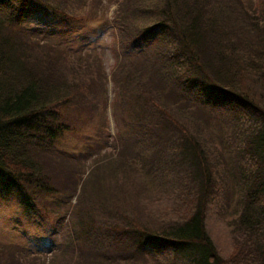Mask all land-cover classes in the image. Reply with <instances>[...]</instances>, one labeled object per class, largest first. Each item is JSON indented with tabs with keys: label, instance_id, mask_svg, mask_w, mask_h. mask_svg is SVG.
<instances>
[{
	"label": "trees",
	"instance_id": "16d2710c",
	"mask_svg": "<svg viewBox=\"0 0 264 264\" xmlns=\"http://www.w3.org/2000/svg\"><path fill=\"white\" fill-rule=\"evenodd\" d=\"M85 1L0 0V201L36 211L57 187L75 202L65 242L0 244V264H264V0H121L110 79L124 130L71 159L54 148L72 131L60 110L92 103L105 71L20 26L85 25ZM209 106L233 115L226 143L196 127Z\"/></svg>",
	"mask_w": 264,
	"mask_h": 264
},
{
	"label": "rangeland",
	"instance_id": "374dc122",
	"mask_svg": "<svg viewBox=\"0 0 264 264\" xmlns=\"http://www.w3.org/2000/svg\"><path fill=\"white\" fill-rule=\"evenodd\" d=\"M92 1H95L94 5L98 7L96 16L88 10L89 6L93 4ZM120 1L86 0L83 11L86 12V16L92 18L90 19L92 21L85 25L79 23L63 25L51 14L40 13L31 16L26 23L20 26V29L24 30L26 28L47 30L51 34V40H49L51 43L55 45L59 43L61 46L78 49L85 53L81 58L89 57L88 71L92 77H101L102 80L101 71L102 69L105 71L106 81L103 87L92 84L94 87L92 103L75 108L70 107V105L63 111L60 110L65 120L71 123L72 128L70 129L72 131L56 140L54 148L68 154L74 153L72 155L75 156L71 159H79V153L85 155L91 147L101 142L102 139L110 141L124 130V127L115 123L116 119L122 120L119 117L124 114V110L120 106L114 107L116 103L125 104L124 92L120 93L118 89V93L115 92L110 79L116 66L118 54L124 53L119 48L120 39L112 25V16ZM247 1L256 9L261 2V0ZM148 50L150 49H146V51ZM96 63H99L101 67H98ZM90 65L93 68L97 66V68L93 69ZM80 91L84 93L81 89ZM171 103L169 102V105ZM170 109L171 107L167 106V110ZM193 111L196 112L199 123V126L196 124V127L206 132V136L222 140L224 143L228 142V139L230 140L232 131L229 132V124L233 120L232 114L224 113L214 106L197 107ZM180 128H187L189 132L193 131V127L188 123L181 125ZM218 140L215 142L217 145ZM110 150L112 149L109 148L101 153L107 155L110 154ZM44 154L46 155L40 156L41 160H44V157L49 158V156L53 158L52 154ZM140 162L138 161V164ZM109 177L110 174L104 175V179ZM56 189L57 187H54L52 193L43 196L45 204L40 201L42 196L34 200V203H38L36 211H26L20 199L15 195L10 196L8 202L0 201V244H13L31 251L42 249L47 251V248L52 244L59 245L65 242L67 228H64L70 223L73 215L74 196L67 199L66 193ZM113 193L116 194L115 191ZM135 220L137 221V217ZM136 221H134L135 224H139V226L145 225Z\"/></svg>",
	"mask_w": 264,
	"mask_h": 264
}]
</instances>
